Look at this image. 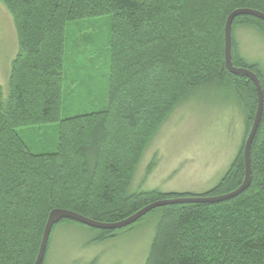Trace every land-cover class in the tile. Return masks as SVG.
<instances>
[{
  "label": "trees",
  "instance_id": "1",
  "mask_svg": "<svg viewBox=\"0 0 264 264\" xmlns=\"http://www.w3.org/2000/svg\"><path fill=\"white\" fill-rule=\"evenodd\" d=\"M1 2L13 17L18 51L7 96L0 84V264L35 263L55 208L114 223L155 201L213 197L243 183L248 133L220 183L205 193L129 192L152 139L198 88L245 82L247 125L252 127L257 89L251 79L226 66L225 24L240 8L264 13V0ZM93 19H103L109 27L107 105L63 118L71 76L65 63L76 48L89 43L87 24ZM242 25L264 33V20L237 16L232 37L234 64L257 73L264 89L259 64L248 62L235 41L234 29ZM79 32L82 44L74 39ZM51 126L57 133L49 141L54 148L34 152L22 129ZM251 167L249 186L231 199L164 205L140 218L154 214L158 219L146 264H264V113L252 144ZM65 222L86 226L63 219L53 230ZM95 229V240L103 242L125 228ZM50 242L51 236L43 264Z\"/></svg>",
  "mask_w": 264,
  "mask_h": 264
},
{
  "label": "rangeland",
  "instance_id": "2",
  "mask_svg": "<svg viewBox=\"0 0 264 264\" xmlns=\"http://www.w3.org/2000/svg\"><path fill=\"white\" fill-rule=\"evenodd\" d=\"M87 25L89 43L82 44L83 33L75 34L74 39L82 42L83 50L76 48L65 63L66 72L71 76L66 81L68 100L64 104L63 118L97 111L107 105L109 27L103 19H93ZM75 28L81 31L78 26ZM234 37L239 52L248 62L259 64L264 75V33L242 25L234 29ZM17 51V29L0 0V84L5 96ZM244 85L245 82L238 80L224 85L215 82L191 92L152 139L129 192L159 190L202 194L216 187L251 129V125H247L248 93ZM44 128L22 129L34 152H49L54 148L49 141L56 139V127ZM153 161L156 164L151 170ZM157 220L154 214H149L131 224L133 226L118 231L115 238L103 242L95 240L98 235L95 228L61 223L52 230L45 264H91L94 260L96 264H146Z\"/></svg>",
  "mask_w": 264,
  "mask_h": 264
},
{
  "label": "water",
  "instance_id": "3",
  "mask_svg": "<svg viewBox=\"0 0 264 264\" xmlns=\"http://www.w3.org/2000/svg\"><path fill=\"white\" fill-rule=\"evenodd\" d=\"M243 14L254 15L264 20V13L257 11V10L249 9V8H240V9L233 11L228 16L226 24H225L226 66L231 73L235 75H243L251 79L253 83L255 84L257 93H258V107H257L256 116L252 124V127L249 131V134L246 138V141L244 143V148H243L244 159H245V179L243 183L236 190L230 193L217 195L213 197L193 195V196H187V197H178V198L155 201L143 207L142 209H140L139 211H137L130 217L124 220H121L119 222H114V223H105V222L96 221L94 219H91L87 216H84L72 210L55 208L49 214V218L47 220V223L44 229L39 253H38L37 259L34 264H43L53 227L54 225H56L63 219L73 220V221L79 222L81 224H84L92 228L121 229V228L127 227L137 222L140 218H142L147 213H149L150 211H152L153 209L157 207L169 205V204H176V203H190V202L215 203V202L225 201V200L231 199L239 195L249 186L251 182V177H252L251 149H252V144H253L255 135L257 133V130L259 128V125H260V122H261V119L264 113V89H263L261 79L259 78L257 73H255L254 71H252L251 69L247 67H238L233 62V55H232L233 22L237 16H240Z\"/></svg>",
  "mask_w": 264,
  "mask_h": 264
}]
</instances>
